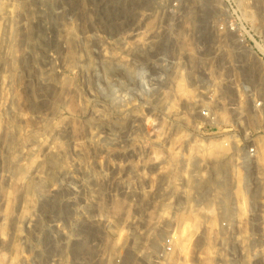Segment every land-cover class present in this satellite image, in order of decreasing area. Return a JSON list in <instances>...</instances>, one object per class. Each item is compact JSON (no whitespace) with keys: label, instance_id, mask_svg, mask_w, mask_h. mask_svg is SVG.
I'll return each instance as SVG.
<instances>
[{"label":"rangeland","instance_id":"obj_1","mask_svg":"<svg viewBox=\"0 0 264 264\" xmlns=\"http://www.w3.org/2000/svg\"><path fill=\"white\" fill-rule=\"evenodd\" d=\"M262 98L264 0H0V264H264Z\"/></svg>","mask_w":264,"mask_h":264},{"label":"water","instance_id":"obj_2","mask_svg":"<svg viewBox=\"0 0 264 264\" xmlns=\"http://www.w3.org/2000/svg\"><path fill=\"white\" fill-rule=\"evenodd\" d=\"M145 74L149 81L148 87L141 88L139 83L136 82V86L133 91L134 94L137 95L139 98L148 97L152 95V93L156 89V84L152 82V80L156 81L154 80L155 77H152L151 75H149L147 71H145ZM134 77H135V73H134ZM100 85L102 87V92H103L104 97L106 98V100L111 106L117 107V106H121L122 104H124L126 101L125 96H127V98L133 97L131 94L126 93V91L129 89L123 83L115 81L106 75L101 76ZM111 86H114L116 88V93H117L116 97L111 96V93H110ZM124 92L126 93L125 96H123Z\"/></svg>","mask_w":264,"mask_h":264},{"label":"built area","instance_id":"obj_3","mask_svg":"<svg viewBox=\"0 0 264 264\" xmlns=\"http://www.w3.org/2000/svg\"><path fill=\"white\" fill-rule=\"evenodd\" d=\"M262 110H264V98H262ZM205 115V113H203ZM262 147L264 148V114L262 113ZM254 149L247 150V154L253 155ZM169 249V247H168ZM97 264H121V254L117 252L116 247H111L104 255L97 256L95 259Z\"/></svg>","mask_w":264,"mask_h":264},{"label":"bare ground","instance_id":"obj_4","mask_svg":"<svg viewBox=\"0 0 264 264\" xmlns=\"http://www.w3.org/2000/svg\"><path fill=\"white\" fill-rule=\"evenodd\" d=\"M158 77V76H157ZM135 80L136 82L139 83V85L141 86V88L143 87H148L149 85V81L146 77V74H145V71L144 69H141L139 68L136 72H135ZM154 80L158 81L159 78H154ZM158 82H161L160 80ZM110 93H111V96L113 97H116L117 96V93H116V88L114 86H111L110 88Z\"/></svg>","mask_w":264,"mask_h":264}]
</instances>
